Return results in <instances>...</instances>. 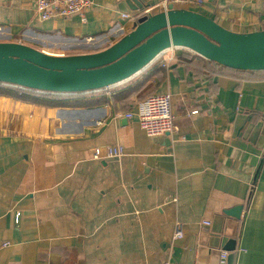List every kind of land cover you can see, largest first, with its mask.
Segmentation results:
<instances>
[{
	"label": "crops",
	"instance_id": "0c3cea01",
	"mask_svg": "<svg viewBox=\"0 0 264 264\" xmlns=\"http://www.w3.org/2000/svg\"><path fill=\"white\" fill-rule=\"evenodd\" d=\"M163 1L93 0L81 22L41 21L35 0H0V41L96 52L133 29L140 6L157 13ZM165 1L232 32L264 29V0ZM136 79L141 88L125 93ZM130 81L35 94L83 102L72 106L0 95V240L9 242L0 264H221L229 240L234 264H264V72L173 48ZM150 93L169 94L174 115V131L156 138L126 117ZM114 145L120 157L92 158ZM239 206L238 217L226 214Z\"/></svg>",
	"mask_w": 264,
	"mask_h": 264
},
{
	"label": "water",
	"instance_id": "95a60500",
	"mask_svg": "<svg viewBox=\"0 0 264 264\" xmlns=\"http://www.w3.org/2000/svg\"><path fill=\"white\" fill-rule=\"evenodd\" d=\"M142 12V6L139 7ZM184 48L220 66L264 72V29L238 33L196 11L168 4L138 17L133 29L103 50L52 55L0 41V84L52 94L99 91L128 82L169 49ZM241 207L226 214L238 217ZM234 240L224 248L235 262Z\"/></svg>",
	"mask_w": 264,
	"mask_h": 264
},
{
	"label": "built area",
	"instance_id": "2783aa9c",
	"mask_svg": "<svg viewBox=\"0 0 264 264\" xmlns=\"http://www.w3.org/2000/svg\"><path fill=\"white\" fill-rule=\"evenodd\" d=\"M93 0H35L34 10L37 18L41 21H47L56 18H68L72 15H77L81 22H85V13L92 5ZM200 2V1H199ZM170 4V3H169ZM167 1L162 2L163 9L167 6ZM148 9L142 12L136 13L135 17H140L143 14L148 13ZM131 16L129 14H122L121 19H128ZM121 25L114 26L109 30V35H115L118 32L123 31ZM118 33V35H119ZM98 40L99 42L102 41ZM109 39V38H108ZM89 44L95 43V37L89 36L85 39ZM156 60V59H155ZM154 60V61H155ZM153 61V62H154ZM1 86L16 89L19 91H26L32 94L42 95V94H52L40 91L27 90L21 87L1 84ZM95 92V91H94ZM91 93V92H88ZM87 94V93H79ZM196 113V111H191V114ZM136 116L138 125L143 133L150 138H156L160 136L167 135L174 131V115L172 113L171 106V96L169 94H156L150 93L144 96L137 104L135 112H129L126 114L127 118ZM122 155L121 147L118 145L106 146L104 148H96L92 150V158L94 160H105L109 158H118ZM207 224V223H205ZM183 237V227L180 222H176L174 226L173 239H181ZM9 246V242L0 240V249ZM227 257L226 252H222L220 256L221 264H225ZM164 264H171L169 261L164 262Z\"/></svg>",
	"mask_w": 264,
	"mask_h": 264
},
{
	"label": "trees",
	"instance_id": "16d2710c",
	"mask_svg": "<svg viewBox=\"0 0 264 264\" xmlns=\"http://www.w3.org/2000/svg\"><path fill=\"white\" fill-rule=\"evenodd\" d=\"M142 84H143L142 79H136L126 84L122 90L125 91V93H134L141 88ZM0 95L12 97L22 101H29L33 103L46 104L51 106H72L83 103L77 100H70L65 98L60 99V98H48L43 96H36L35 94H32L30 92L19 91L16 89L1 86V84H0Z\"/></svg>",
	"mask_w": 264,
	"mask_h": 264
},
{
	"label": "rangeland",
	"instance_id": "374dc122",
	"mask_svg": "<svg viewBox=\"0 0 264 264\" xmlns=\"http://www.w3.org/2000/svg\"><path fill=\"white\" fill-rule=\"evenodd\" d=\"M102 44H104V42H102ZM83 49H85V48H78V49H75L74 51H71V50H70V51H71V53H72V52H74V53H75V52L84 51ZM64 52H65V53H67V52H69V50H68V51H67V50H65ZM130 82H131V81H130ZM130 82H128V83H130ZM128 83H127V84H128ZM122 85H124V84H122ZM122 85H121V86H122Z\"/></svg>",
	"mask_w": 264,
	"mask_h": 264
}]
</instances>
